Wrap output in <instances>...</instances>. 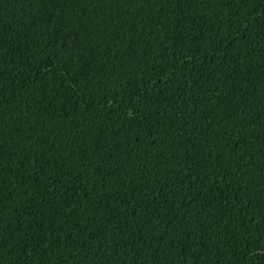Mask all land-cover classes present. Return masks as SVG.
I'll return each instance as SVG.
<instances>
[{
	"label": "trees",
	"instance_id": "obj_1",
	"mask_svg": "<svg viewBox=\"0 0 264 264\" xmlns=\"http://www.w3.org/2000/svg\"><path fill=\"white\" fill-rule=\"evenodd\" d=\"M0 264H264V0H0Z\"/></svg>",
	"mask_w": 264,
	"mask_h": 264
}]
</instances>
